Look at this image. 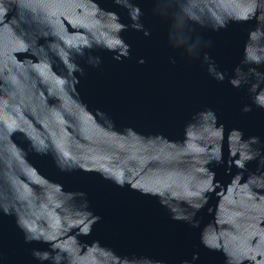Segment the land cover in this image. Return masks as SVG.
Here are the masks:
<instances>
[{
  "label": "water",
  "instance_id": "1",
  "mask_svg": "<svg viewBox=\"0 0 264 264\" xmlns=\"http://www.w3.org/2000/svg\"><path fill=\"white\" fill-rule=\"evenodd\" d=\"M0 264H264V0H0Z\"/></svg>",
  "mask_w": 264,
  "mask_h": 264
}]
</instances>
